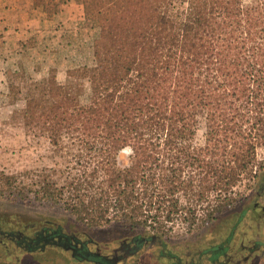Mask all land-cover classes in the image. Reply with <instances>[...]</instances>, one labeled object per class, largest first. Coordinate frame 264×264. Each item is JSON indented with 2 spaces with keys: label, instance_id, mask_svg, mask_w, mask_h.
I'll return each mask as SVG.
<instances>
[{
  "label": "trees",
  "instance_id": "trees-1",
  "mask_svg": "<svg viewBox=\"0 0 264 264\" xmlns=\"http://www.w3.org/2000/svg\"><path fill=\"white\" fill-rule=\"evenodd\" d=\"M35 1L48 13L59 5ZM78 1L97 29L93 64L69 70L64 84L51 74L28 97V131L64 158L36 172L30 190L90 226L122 222L158 233L136 236L138 249L178 219L196 226L198 209L214 220L262 167L264 0ZM55 238L76 261L117 264L60 231L39 240ZM231 239L211 248V264H245L228 255Z\"/></svg>",
  "mask_w": 264,
  "mask_h": 264
},
{
  "label": "rangeland",
  "instance_id": "rangeland-1",
  "mask_svg": "<svg viewBox=\"0 0 264 264\" xmlns=\"http://www.w3.org/2000/svg\"><path fill=\"white\" fill-rule=\"evenodd\" d=\"M37 3L42 7L31 14L35 24L28 25V9L19 11L25 18L17 24H2L4 15L0 23V264H94L76 261L62 239L39 240L48 229L89 242L92 252L117 264H211V248L231 237L229 256L246 257L245 264H264V147L258 150V176L248 188L246 182L236 188L243 195L232 207L216 213L214 220L204 208L198 209L196 226L178 219L169 223L172 230L160 234V240H146L139 249L136 236L158 233L122 222L93 227L62 204L35 198L30 190L35 173L63 165L64 158L49 139L28 131L22 111L36 93V83L46 84L54 73L64 84L69 70L93 64L97 34L85 20L81 1L56 0L53 13ZM87 88L86 82L77 89L82 98ZM204 132L202 122L197 144L204 142ZM241 243L250 250H241Z\"/></svg>",
  "mask_w": 264,
  "mask_h": 264
},
{
  "label": "crops",
  "instance_id": "crops-1",
  "mask_svg": "<svg viewBox=\"0 0 264 264\" xmlns=\"http://www.w3.org/2000/svg\"><path fill=\"white\" fill-rule=\"evenodd\" d=\"M39 7L41 8L42 5L40 6V3H37L35 0H0V23L1 17L4 15L2 17V24H17L20 18L21 20L25 18L22 14H19V11L21 12L28 9V25L31 21L32 24H35L37 21L35 19H31V14L40 10ZM2 10L4 12H2Z\"/></svg>",
  "mask_w": 264,
  "mask_h": 264
}]
</instances>
